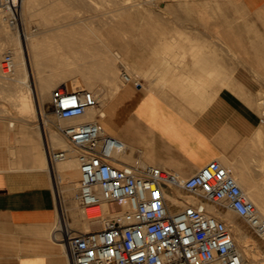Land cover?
Here are the masks:
<instances>
[{"label": "built area", "instance_id": "1", "mask_svg": "<svg viewBox=\"0 0 264 264\" xmlns=\"http://www.w3.org/2000/svg\"><path fill=\"white\" fill-rule=\"evenodd\" d=\"M0 12L8 25L20 26L19 0H0ZM1 70L7 76L15 71L11 51L4 53ZM121 74L125 82L141 86V80L127 69ZM50 103L57 129L79 163L75 194L79 207L91 221L111 215L101 227L88 231L76 230L64 221L54 229V238L64 245L70 264H253L240 252L227 221L207 211L208 205L223 215L232 210L253 233L264 237V219L254 201L219 159L187 178L141 156L128 163L119 157L126 153L125 142L105 130L98 118L60 123L99 107L93 91L60 86L52 90ZM46 150L51 164L70 153L68 148H52L48 143ZM174 188L195 200L185 205L170 202L166 195Z\"/></svg>", "mask_w": 264, "mask_h": 264}, {"label": "crops", "instance_id": "2", "mask_svg": "<svg viewBox=\"0 0 264 264\" xmlns=\"http://www.w3.org/2000/svg\"><path fill=\"white\" fill-rule=\"evenodd\" d=\"M262 1L249 8L257 9ZM256 57L264 60V44ZM189 64L177 72L172 66L162 71L160 87L151 88L149 81L138 87L124 82L104 117L107 131L126 143L127 158L141 156L183 178L213 159L234 160L230 154L236 141L252 135L261 121L233 90L230 78V86L208 94L200 86L194 93L213 65L207 60ZM241 80L248 83L239 75ZM51 123L57 128L58 121ZM40 129L0 125V264H70L64 245L53 235L59 208Z\"/></svg>", "mask_w": 264, "mask_h": 264}, {"label": "rangeland", "instance_id": "3", "mask_svg": "<svg viewBox=\"0 0 264 264\" xmlns=\"http://www.w3.org/2000/svg\"><path fill=\"white\" fill-rule=\"evenodd\" d=\"M117 1L119 0H32L36 16L31 17L30 27L33 29L36 21L41 20L40 15L37 14L43 6H51L54 10H51L50 18L54 17L50 19L51 25H65L61 28L56 27L52 30L53 33L64 31L70 33L79 30L84 35H92L87 28L95 27L103 39L116 41V51L119 52L120 47H125V49L129 47L128 55L122 53L124 58L122 62L129 61L128 65L131 68L129 67V70L126 68L129 73L142 80L143 83L149 81L151 88L164 84L161 79L162 71L169 70L171 66L176 67L175 72H177L178 68H188L189 60L192 62L210 61L213 67L207 70L208 79H201L200 84L196 83L193 88L194 93H199L200 86L206 87L202 88V93L206 94L217 91L222 86H230V78L234 83L233 90L253 107L259 116L264 115V102H260L264 99V60L258 61L256 57L259 46L264 44V0L255 10H251L249 5L256 3V0H120L119 5L132 6L131 15L128 13L118 14L120 10ZM73 7L77 9H73ZM107 22L109 23L107 24ZM3 24L7 25L4 22ZM88 32L90 33L87 34ZM125 62L124 64H127ZM135 63L139 66H136ZM122 69L123 66L118 69L120 86L124 82L121 74ZM239 75L248 80L246 85L242 80L238 81ZM130 85L134 86L132 83ZM165 87H168L166 82ZM86 89L91 90L90 88ZM99 95V97L102 96L100 107H105L104 109L107 110L109 101L114 98L116 93L111 96L109 94L104 96L100 93ZM49 96L46 97V113L54 121H58ZM5 104L9 106L13 116L9 115L8 117L7 115L4 117L5 119H0V125L2 123L4 126H9L10 122H13L15 126L11 127L17 129L19 126L23 128L35 126L37 128L41 123L39 116L31 117L29 121L31 123L13 118L14 115H17V111L14 108L11 109V104L9 105L7 102ZM103 127L107 130V125L104 122ZM258 131L261 134H258ZM34 135L40 139L37 132H34ZM230 156L239 163L241 159L238 158L243 157L245 159L243 162H247L249 166L257 165L259 168L256 170L259 175L257 180L263 184L264 122L260 121L252 135L237 140ZM122 159L130 163L134 158L129 156V158ZM223 164L224 166L228 165L227 162H223ZM77 166L79 167L78 162ZM65 187L64 184L61 185L66 204L68 206L76 205L79 208L75 199L77 190H73L70 194ZM177 191L183 196L189 195L183 190ZM169 200L174 203L171 198ZM232 213L251 237L253 245L264 252V238L253 233L242 216L234 211ZM72 227L76 230H84L81 225L74 224ZM250 262L255 263L252 258H250Z\"/></svg>", "mask_w": 264, "mask_h": 264}, {"label": "bare ground", "instance_id": "4", "mask_svg": "<svg viewBox=\"0 0 264 264\" xmlns=\"http://www.w3.org/2000/svg\"><path fill=\"white\" fill-rule=\"evenodd\" d=\"M119 1H117V5H119ZM33 2L32 0H19L21 20L19 27L8 25L0 12V119H3L7 115L8 117L9 115L13 116L11 113L12 111L5 102L9 105L11 104V109L14 108L15 111H17V115H14L13 118L29 122L31 117L39 116L41 123L37 127H41L45 136V142L52 148H68L70 150L69 155L65 159L59 160L53 164L50 163L53 182L55 184L58 210H60L58 221L53 229L60 227L63 221L71 227L74 224L81 225L84 229L83 231L96 229L101 227L104 221L110 219L111 215H105L102 220L91 221L84 216L80 207L78 208L76 205L68 206L62 194L61 185L63 184L70 194L73 190H78V181L80 177L79 167L77 166L78 160L75 151L70 143H68L65 136L51 123L52 118L47 115L45 110L46 97L49 95V97H51L52 90L63 85H66L70 90L90 88L99 100H102L100 99L102 96L99 97V93L104 96L107 94L111 96L113 93L117 94L121 87L119 83L120 80L118 79V69L123 66V68L129 70L130 66L128 63L130 62L124 61L127 64L122 62V59L124 60L122 55L125 54L126 51L125 47H120L119 52L116 51V41L112 39H103L101 34L97 33V29H95V27L93 28L91 24H89V26L92 27H88L87 29L91 31L92 35L89 34L90 32L87 33L89 35H84V33L79 30L70 33H66L65 31V33H53L52 30L56 27L61 28L65 25L54 26L50 24V19L54 18H50L51 6L38 8V14L36 13L37 11L35 13L38 16L40 15L41 20L38 19L39 21H36L32 29L30 27V19L35 15L33 11ZM131 7L132 6L120 4V11L117 13H128L131 15ZM74 8L75 7H73V9ZM68 9L70 8L68 7ZM56 11L58 12V10ZM70 11L68 12L71 13ZM3 22L9 27L4 25ZM108 23L109 22H107V24ZM7 51L12 52L15 61V71L9 76L5 75L1 70V59ZM131 76L134 75L131 74ZM260 102H264V99H262V101L260 100ZM100 105L99 107H90L83 115L60 120V123L62 125H68L77 121L80 122L81 120L89 121L88 119L94 120L98 118L101 123L104 122L108 127V124L104 121V117L107 116V110L104 109L105 107H100ZM13 125L14 123L10 122L9 126L11 127ZM258 134H261V132L258 131ZM119 157L121 159L127 158V155L123 153ZM238 159H241L240 163L237 160L223 162L228 163L225 167L235 177L246 195L254 201L258 214L264 219V183L262 184L257 180L259 175L256 173V170H259V168L257 165L249 166L247 162L244 163L243 160L245 159L243 157ZM168 195L174 203L182 205L195 200L194 196H183L175 188L172 189V192H169ZM124 204L126 207L127 204L125 202ZM207 211L209 214L227 221L232 228L234 239L240 252L248 259L249 263H252L250 262V258H252L255 261L253 264H264V252L256 245H253L251 237L245 232L241 223L237 221L232 210H228L223 215L216 206L208 205Z\"/></svg>", "mask_w": 264, "mask_h": 264}]
</instances>
